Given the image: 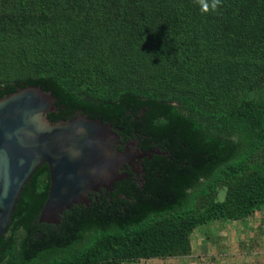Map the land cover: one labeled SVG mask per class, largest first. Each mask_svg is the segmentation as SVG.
<instances>
[{
	"label": "trees",
	"instance_id": "16d2710c",
	"mask_svg": "<svg viewBox=\"0 0 264 264\" xmlns=\"http://www.w3.org/2000/svg\"><path fill=\"white\" fill-rule=\"evenodd\" d=\"M0 0V99L35 86L50 122L78 114L159 148L59 225L24 187L0 264H124L189 255L191 235L264 207V0ZM225 189L224 201H218Z\"/></svg>",
	"mask_w": 264,
	"mask_h": 264
},
{
	"label": "water",
	"instance_id": "95a60500",
	"mask_svg": "<svg viewBox=\"0 0 264 264\" xmlns=\"http://www.w3.org/2000/svg\"><path fill=\"white\" fill-rule=\"evenodd\" d=\"M56 99L40 87L18 89L0 99V238L7 233L18 200L35 172L49 168L50 186L39 222L59 225L75 206L111 191L127 178L128 151L119 135L100 119L78 114L52 123Z\"/></svg>",
	"mask_w": 264,
	"mask_h": 264
},
{
	"label": "crops",
	"instance_id": "0c3cea01",
	"mask_svg": "<svg viewBox=\"0 0 264 264\" xmlns=\"http://www.w3.org/2000/svg\"><path fill=\"white\" fill-rule=\"evenodd\" d=\"M189 255L124 264H264V207L244 220H216L195 229Z\"/></svg>",
	"mask_w": 264,
	"mask_h": 264
},
{
	"label": "flooded vegetation",
	"instance_id": "af4514ba",
	"mask_svg": "<svg viewBox=\"0 0 264 264\" xmlns=\"http://www.w3.org/2000/svg\"><path fill=\"white\" fill-rule=\"evenodd\" d=\"M118 146L119 151H128L131 155L130 163L125 166L123 172L127 174V178H131L133 181H138L140 186L143 187L140 171L143 173V165L146 160L151 161L152 156L162 154L159 148H154L153 150L144 151L139 147V141L135 139L128 140L124 142L119 136ZM113 191V189H112ZM102 191L98 194H101Z\"/></svg>",
	"mask_w": 264,
	"mask_h": 264
},
{
	"label": "clouds",
	"instance_id": "9594fccd",
	"mask_svg": "<svg viewBox=\"0 0 264 264\" xmlns=\"http://www.w3.org/2000/svg\"><path fill=\"white\" fill-rule=\"evenodd\" d=\"M217 7V0H213V2L211 3V8L213 10H215ZM209 8V4L207 2H204V0H202L201 2V10L202 11H207Z\"/></svg>",
	"mask_w": 264,
	"mask_h": 264
},
{
	"label": "rangeland",
	"instance_id": "374dc122",
	"mask_svg": "<svg viewBox=\"0 0 264 264\" xmlns=\"http://www.w3.org/2000/svg\"><path fill=\"white\" fill-rule=\"evenodd\" d=\"M226 196V190L225 189H220L219 190V195H218V201H224Z\"/></svg>",
	"mask_w": 264,
	"mask_h": 264
}]
</instances>
